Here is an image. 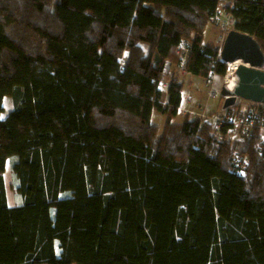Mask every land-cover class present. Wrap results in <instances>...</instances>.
<instances>
[{
	"label": "trees",
	"instance_id": "1",
	"mask_svg": "<svg viewBox=\"0 0 264 264\" xmlns=\"http://www.w3.org/2000/svg\"><path fill=\"white\" fill-rule=\"evenodd\" d=\"M220 1L0 0V264H264V103L225 107L240 139L173 120L174 66L225 74ZM233 13L264 51V0Z\"/></svg>",
	"mask_w": 264,
	"mask_h": 264
},
{
	"label": "rangeland",
	"instance_id": "2",
	"mask_svg": "<svg viewBox=\"0 0 264 264\" xmlns=\"http://www.w3.org/2000/svg\"><path fill=\"white\" fill-rule=\"evenodd\" d=\"M224 2L220 1L219 7ZM223 19L220 20V22ZM217 23H216V22ZM219 20H213V22L209 23L205 32V42H214L217 44H222L224 42L226 36V30L222 28V24L219 25ZM234 26V25H233ZM234 28V27H233ZM232 28V29H233ZM181 56L186 58L187 56V45L183 44V47L180 50ZM228 66V65H227ZM174 69L180 74V78L185 82V103L181 107V110H178V114L173 118L176 121H182L185 116L188 114L190 118H201L202 120L208 122H216L215 117H224L228 111H226L224 107L225 97L222 95V87L224 86L223 76L214 75L212 80H205L199 76H192L186 70L178 68V66H174ZM226 73V71H225ZM168 84L163 83V89L166 92ZM211 91L216 92V97L210 95ZM237 105H241V109L250 110V101H246L244 99L238 98ZM4 104V112L1 115V119H5L10 111L14 108L13 100L10 96H5L3 100ZM153 124H156L160 131H162L164 124L167 121V114L154 112L151 119ZM108 124H116L118 122V118L116 116H112L107 120ZM234 124L237 125L234 130L229 129L228 137L232 139H240L242 138L240 125H243V122L238 117L234 119ZM218 127V126H217ZM244 127V126H243ZM220 128V127H218ZM10 169V162L7 161L6 170H5V182H6V192L8 197V202L11 206H15L17 204L16 192L13 187V179L12 172Z\"/></svg>",
	"mask_w": 264,
	"mask_h": 264
},
{
	"label": "water",
	"instance_id": "3",
	"mask_svg": "<svg viewBox=\"0 0 264 264\" xmlns=\"http://www.w3.org/2000/svg\"><path fill=\"white\" fill-rule=\"evenodd\" d=\"M220 54L226 63L241 61L234 88L222 87L224 107L235 104L238 98L264 103V51L257 39L233 28L227 32Z\"/></svg>",
	"mask_w": 264,
	"mask_h": 264
},
{
	"label": "built area",
	"instance_id": "4",
	"mask_svg": "<svg viewBox=\"0 0 264 264\" xmlns=\"http://www.w3.org/2000/svg\"><path fill=\"white\" fill-rule=\"evenodd\" d=\"M221 2H224V4H221V7L218 8L217 13L214 17V20H219V25L222 26L223 29H225L226 31L231 30L235 25L236 22V17L233 13V9L235 7V0H221ZM223 19L221 22L220 20ZM216 22V21H215ZM217 23V22H216ZM228 66L226 68V73L223 77V81H224V85L230 87V88H234V86L236 85V69H231L232 65L230 63H227ZM210 95L213 97H216V92L215 91H211ZM185 103V98L181 103V106L179 107V110H181V107L184 105ZM244 111H248V109L244 108L242 109ZM235 115L233 114H226L224 117H215V121L218 123V125H222L225 121H233L235 119ZM241 174H244V167L241 168L240 170Z\"/></svg>",
	"mask_w": 264,
	"mask_h": 264
},
{
	"label": "bare ground",
	"instance_id": "5",
	"mask_svg": "<svg viewBox=\"0 0 264 264\" xmlns=\"http://www.w3.org/2000/svg\"><path fill=\"white\" fill-rule=\"evenodd\" d=\"M230 64L232 65V67H231V69H236V67L237 66H239L240 64H241V61L240 60H236V61H234V62H230ZM238 100V99H237ZM238 101H236V103H237ZM235 103V104H236ZM8 170H10V169H8ZM6 174V173H5Z\"/></svg>",
	"mask_w": 264,
	"mask_h": 264
},
{
	"label": "clouds",
	"instance_id": "6",
	"mask_svg": "<svg viewBox=\"0 0 264 264\" xmlns=\"http://www.w3.org/2000/svg\"><path fill=\"white\" fill-rule=\"evenodd\" d=\"M184 98H185V96H184ZM184 98H183V100H184ZM247 101V100H246Z\"/></svg>",
	"mask_w": 264,
	"mask_h": 264
},
{
	"label": "snow or ice",
	"instance_id": "7",
	"mask_svg": "<svg viewBox=\"0 0 264 264\" xmlns=\"http://www.w3.org/2000/svg\"><path fill=\"white\" fill-rule=\"evenodd\" d=\"M0 118H2V117H0Z\"/></svg>",
	"mask_w": 264,
	"mask_h": 264
}]
</instances>
